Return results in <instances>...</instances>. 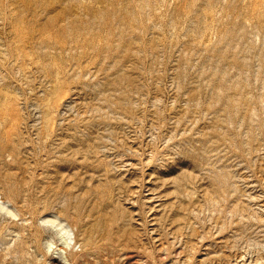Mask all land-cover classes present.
I'll return each mask as SVG.
<instances>
[{
    "label": "rangeland",
    "instance_id": "374dc122",
    "mask_svg": "<svg viewBox=\"0 0 264 264\" xmlns=\"http://www.w3.org/2000/svg\"><path fill=\"white\" fill-rule=\"evenodd\" d=\"M0 264H264V0H0Z\"/></svg>",
    "mask_w": 264,
    "mask_h": 264
},
{
    "label": "bare ground",
    "instance_id": "6f19581e",
    "mask_svg": "<svg viewBox=\"0 0 264 264\" xmlns=\"http://www.w3.org/2000/svg\"><path fill=\"white\" fill-rule=\"evenodd\" d=\"M60 233L62 234V237H63L62 239L65 240L64 243L67 244V240L71 239L68 230L65 229V228H62ZM60 257H61L62 260L66 261V258H64L63 256H60Z\"/></svg>",
    "mask_w": 264,
    "mask_h": 264
}]
</instances>
